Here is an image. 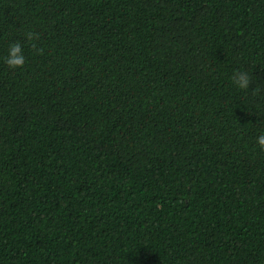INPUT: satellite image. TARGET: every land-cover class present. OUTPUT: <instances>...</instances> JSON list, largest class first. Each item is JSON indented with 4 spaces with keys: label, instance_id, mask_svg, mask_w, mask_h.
I'll use <instances>...</instances> for the list:
<instances>
[{
    "label": "trees",
    "instance_id": "trees-1",
    "mask_svg": "<svg viewBox=\"0 0 264 264\" xmlns=\"http://www.w3.org/2000/svg\"><path fill=\"white\" fill-rule=\"evenodd\" d=\"M262 133L264 0H0V264H264Z\"/></svg>",
    "mask_w": 264,
    "mask_h": 264
},
{
    "label": "clouds",
    "instance_id": "clouds-1",
    "mask_svg": "<svg viewBox=\"0 0 264 264\" xmlns=\"http://www.w3.org/2000/svg\"><path fill=\"white\" fill-rule=\"evenodd\" d=\"M25 36L27 41H36L39 39V34L32 31L25 33ZM31 46L36 50L37 54H43V49L37 48L35 43H32ZM25 60L26 58L23 54V47L21 42L16 41L10 44L8 54L4 58V62L6 63V65L14 70L18 68H23ZM231 80L233 84L239 89L248 90L252 79L250 78L248 72L237 69L234 70ZM256 91L258 90H253L254 93ZM256 144L258 145L261 151H264V133L256 137Z\"/></svg>",
    "mask_w": 264,
    "mask_h": 264
}]
</instances>
